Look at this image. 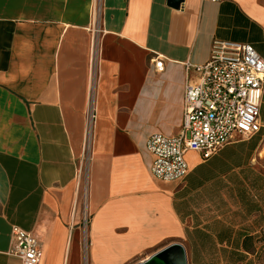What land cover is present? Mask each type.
<instances>
[{
    "label": "crops",
    "instance_id": "1",
    "mask_svg": "<svg viewBox=\"0 0 264 264\" xmlns=\"http://www.w3.org/2000/svg\"><path fill=\"white\" fill-rule=\"evenodd\" d=\"M214 39L264 58V0H0V264H22L12 226L39 264H143L173 244L186 264H264V90L256 134L187 152L183 180L149 171L146 141L179 133L186 65Z\"/></svg>",
    "mask_w": 264,
    "mask_h": 264
},
{
    "label": "built area",
    "instance_id": "2",
    "mask_svg": "<svg viewBox=\"0 0 264 264\" xmlns=\"http://www.w3.org/2000/svg\"><path fill=\"white\" fill-rule=\"evenodd\" d=\"M221 1V0H211ZM98 9V5L96 6ZM157 71L162 61L154 60ZM199 79H187L182 98V126L176 136L151 134L146 149L151 154L150 174L162 181L183 180L189 168L185 154L198 153L203 160L224 146L256 134L262 128L260 104L264 90V58L249 43L212 40L208 59L201 65H186ZM95 112L86 114L83 150H89ZM80 221L89 220L86 201L79 207ZM10 254L22 264H39L42 252L37 238L11 227Z\"/></svg>",
    "mask_w": 264,
    "mask_h": 264
},
{
    "label": "water",
    "instance_id": "3",
    "mask_svg": "<svg viewBox=\"0 0 264 264\" xmlns=\"http://www.w3.org/2000/svg\"><path fill=\"white\" fill-rule=\"evenodd\" d=\"M143 264H186V257L179 244H173Z\"/></svg>",
    "mask_w": 264,
    "mask_h": 264
},
{
    "label": "rangeland",
    "instance_id": "4",
    "mask_svg": "<svg viewBox=\"0 0 264 264\" xmlns=\"http://www.w3.org/2000/svg\"><path fill=\"white\" fill-rule=\"evenodd\" d=\"M86 153L87 151L84 152V156H83V166H82V169H80V185L82 186V189H80V196H79V205L80 207L83 205V203L86 201V181H87V178H86V159H87V156H86Z\"/></svg>",
    "mask_w": 264,
    "mask_h": 264
},
{
    "label": "trees",
    "instance_id": "5",
    "mask_svg": "<svg viewBox=\"0 0 264 264\" xmlns=\"http://www.w3.org/2000/svg\"><path fill=\"white\" fill-rule=\"evenodd\" d=\"M263 262H264V260H263Z\"/></svg>",
    "mask_w": 264,
    "mask_h": 264
}]
</instances>
